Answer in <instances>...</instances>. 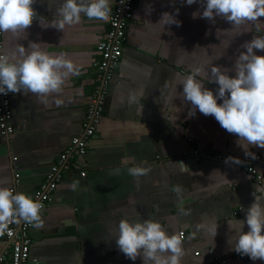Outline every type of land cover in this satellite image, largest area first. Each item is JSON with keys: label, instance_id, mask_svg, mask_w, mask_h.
Segmentation results:
<instances>
[{"label": "crops", "instance_id": "1", "mask_svg": "<svg viewBox=\"0 0 264 264\" xmlns=\"http://www.w3.org/2000/svg\"><path fill=\"white\" fill-rule=\"evenodd\" d=\"M62 3L34 0L36 17L26 32L21 37L2 33L4 53L35 42L49 54H64L81 69L46 103L23 90L10 92L15 131L10 137L0 131V188L32 199L82 130L99 72L98 44L109 27V21L83 14L79 24L64 31L44 27L41 18L45 25L59 19L56 10ZM205 6L206 0L192 5L186 0H135L102 121L87 154L75 155L76 166L64 172L41 213L43 226L31 227V264H143L142 256L133 261L120 251L116 235L121 220L148 219L169 234L186 233L180 264H215L216 258L227 259V264H264L234 250L238 221L246 219L255 189H264L245 166L264 156V148L238 143V136L198 109L189 116L192 105L184 100L181 84L196 67L210 75L212 64L235 76L236 59L246 51L241 46L264 36V18L234 27L221 17L214 22L201 18ZM165 12L179 26L160 23ZM197 79L218 92V85L203 73ZM130 96L136 97L134 103H129ZM192 141L204 152L225 153L241 163L215 158L202 163ZM135 166L150 171L136 178L128 174ZM74 180L79 181L76 190L70 188ZM248 230L245 223L243 231Z\"/></svg>", "mask_w": 264, "mask_h": 264}, {"label": "clouds", "instance_id": "2", "mask_svg": "<svg viewBox=\"0 0 264 264\" xmlns=\"http://www.w3.org/2000/svg\"><path fill=\"white\" fill-rule=\"evenodd\" d=\"M196 2L186 0L188 5ZM33 4L34 0H0V33L10 32L21 37L36 17ZM111 4L112 0H63L56 10L59 19L45 25L41 18V24L64 31L66 26L79 24L82 14L107 22ZM196 17L197 13H193V18ZM216 17L224 18L234 27L249 22L258 24L264 18V0H206L201 18L214 22ZM160 23L179 26L180 22L173 14L165 12ZM241 47L246 51L236 59L235 76L228 75V69L213 64L210 75L209 71L204 73L202 68L196 67L181 81L183 98L192 105L189 116H194L198 109L205 116H213L228 133L238 136V143L244 141L248 146L264 148V55L256 54V50L264 51V36H255ZM80 70L64 54H49L39 43L33 42L27 48L20 45L0 54V93L23 90L24 94L32 93L46 103L48 97L61 93L68 78L79 75ZM202 73L208 82L218 85V92L206 88L205 83L197 79ZM135 100L136 97H129V103ZM246 155L255 154L246 151ZM226 162L241 163L235 157H229ZM149 171L141 166L128 168V174L136 178ZM78 186L79 181L74 180L70 188L76 190ZM180 191L178 188L177 192ZM257 192L264 189H255V200L247 209L246 219L238 221L241 228L234 244L237 253L254 261L264 260V196L256 195ZM42 207L24 193L13 194L0 188V234L7 230L10 222L43 226ZM245 223L247 232L243 231ZM116 237L120 251L133 261L142 256L143 264H180L184 255L181 238L169 234L159 222L151 219L135 223L121 220Z\"/></svg>", "mask_w": 264, "mask_h": 264}, {"label": "built area", "instance_id": "3", "mask_svg": "<svg viewBox=\"0 0 264 264\" xmlns=\"http://www.w3.org/2000/svg\"><path fill=\"white\" fill-rule=\"evenodd\" d=\"M134 2L135 0H116L111 8L110 19L108 20L109 27L98 44L101 54L98 66L99 72L91 100L85 111L82 130L80 134L70 140V146L63 151L58 162L52 166L51 171L47 174L45 182L34 195V200L43 206L41 213L52 200L53 193L63 180L64 172L76 166L74 162L75 155L84 156L87 154L90 141L102 121L109 89L117 74L123 49L128 40L127 30L134 18ZM2 35L0 33V54H4L1 41ZM0 131L8 137L15 131L10 92L6 95L0 93ZM192 144H194V141H192ZM194 146V154L202 163H206L212 158L228 160L231 157L225 153L212 155L198 148L197 144H194ZM254 160L256 163L261 164L260 167L256 163H249L245 166V170L259 184H264V156H256ZM81 175L86 176L87 173L82 171ZM31 227L32 225L26 222L9 223L7 230L0 234V241L4 244L0 248V264H31V247L33 244L30 233ZM179 237L185 239L186 233L184 231L180 232ZM215 264H227V259L216 258Z\"/></svg>", "mask_w": 264, "mask_h": 264}]
</instances>
